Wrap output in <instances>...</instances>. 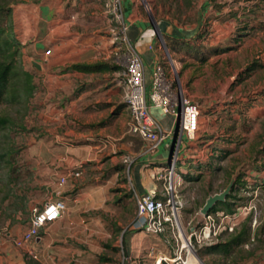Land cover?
I'll return each instance as SVG.
<instances>
[{"label": "rangeland", "instance_id": "obj_1", "mask_svg": "<svg viewBox=\"0 0 264 264\" xmlns=\"http://www.w3.org/2000/svg\"><path fill=\"white\" fill-rule=\"evenodd\" d=\"M0 1L6 3V6L12 10L15 34L21 43L18 62L20 61L23 70L32 74L35 86L34 94L26 106L0 105V114H8L15 122L7 145V148L13 150L15 172L10 175L9 168L0 172V229L2 228L1 230L5 232L13 225L27 227L25 220L31 217V210L41 208L49 200L50 188L53 187L49 188V183H59L58 177L49 175V170L54 168L53 155L59 153V147H61L57 144L55 137L57 134L67 132L65 128L70 127L66 119L68 114L61 110L58 114L53 113L52 105L48 103L50 98L47 92L52 84L42 82L44 74H51L46 73L48 68L45 67L46 62H43V71L40 65L39 69H34L32 66L39 52L35 49V44L41 40V35L36 39L33 37L36 34L35 28H41L40 5L42 2L51 5L55 11L51 17L55 19L47 27L52 30L57 27L62 29L57 34L54 33L46 38L47 42L44 45L46 51L47 49L51 51L54 44L60 42L61 34L63 37H69L76 32L78 35L73 37L76 38L75 40L96 43L97 50L88 51L91 54L95 53V57L98 58L109 57L108 60L122 73L124 51L116 34L117 26L113 17L106 13L107 0L69 1L66 3V11L63 12V16L68 14L67 21L63 23L61 22L65 20L56 8L59 4L58 0ZM139 1L142 2L154 23L156 20H164L177 27L194 28L198 26L200 16L203 15L200 0ZM210 5L211 11L202 20L199 31L202 39L199 41V48L200 52H203L201 57L205 63L203 72L208 76L207 83L212 76L213 91H219L221 93L219 96L223 97L224 104L221 102V106L232 107L239 114H244L249 103L264 107V102L258 99L264 97V0H211ZM102 11L104 15L99 16ZM216 13L222 14L220 19L215 18ZM215 21L218 24L221 23L219 24L221 26L226 23L228 25L230 21L235 22L237 25L234 26V32L243 25H248L251 30L249 34L241 37V41H237L238 36L234 33H227V36L218 44L211 45V40L218 41V33L215 34L214 28ZM223 30L228 32L229 28H223ZM214 34L215 37H213ZM228 47L232 50L225 54H211L212 49ZM253 63L258 66L245 75L244 71ZM259 111L258 116L241 115L238 125L234 124L231 129L224 131L215 157L208 158L201 164H191L189 161V168H185L180 162V159H184V164L188 161L187 155L183 154L180 155L176 164V171L182 174L177 194L183 203L180 213L183 227L188 222H191V227L203 223L200 210L208 197L223 192L232 181L235 182V179L239 177H241L242 188L239 192L231 193L234 197L233 202L237 208L252 205L255 209L235 230L237 233L243 225L247 224L251 229V240L235 249L234 254L226 258L217 255H201L203 249H200L197 255L203 264H248L256 258V254L264 250V191L254 194L252 193L254 184H247V179H253L249 172L264 171V110ZM130 137V139L141 141L134 135ZM70 145L74 144L70 143ZM119 155L123 156L122 153ZM184 176L196 178L185 179ZM118 182L122 185L126 184L123 175ZM120 192L121 201L117 205L118 210H110L105 214L99 212L95 215H101L102 222L92 226V242L73 243L74 249L93 255L92 264H103L106 259L112 263L126 257L124 248L121 253L120 246H124V243L119 237L123 231H128L127 225L135 216V205L126 190ZM119 219L121 225L115 221ZM6 226H8L7 229ZM233 234L224 235L222 241H228ZM138 236L146 242L147 246L141 249V256L136 259L140 262L137 264H151V259L148 258L150 246L170 254L169 248L161 237L143 233H139ZM116 241L118 250L112 247ZM99 249H103L100 260L96 255Z\"/></svg>", "mask_w": 264, "mask_h": 264}, {"label": "crops", "instance_id": "obj_2", "mask_svg": "<svg viewBox=\"0 0 264 264\" xmlns=\"http://www.w3.org/2000/svg\"><path fill=\"white\" fill-rule=\"evenodd\" d=\"M58 1L56 8L65 20L61 22L63 23L68 17V14L63 16L67 8L66 3L78 0ZM200 2L203 15L200 16L198 26L181 28L164 20H156L154 23L139 0H121L123 16L128 26V41L143 63L146 92L148 93L150 89L154 67L162 63L167 74L176 78L183 95L196 103L200 111L199 131L195 141L189 142L179 130L175 138L174 134L179 125L177 117L165 115L160 110L150 107L149 116L167 134L153 152L147 151L145 143L130 139L132 135L128 132L129 113L124 102L123 73L108 60L109 57L98 58L95 57V53L91 54L88 51L97 50L96 43L75 40L76 38L73 37L78 35L76 32L69 37H63L61 34L60 42L54 44L51 51L47 49L50 57L45 56L46 38L54 33L57 34L61 27L54 30L47 27L55 19L51 18L55 11L51 5L42 2L39 8L42 17L39 20L41 28H35L36 34L33 35L35 39L41 35V40L35 44V49L39 52L36 51L38 57L32 62V66L34 63L40 65L43 71V62H46L45 67H48L46 73L51 74L43 73L42 82L52 84L47 92L50 98L48 103L52 105L53 113L58 114L61 110L68 114L66 119L70 124L69 128H65L67 132L57 134L55 137L61 147L59 153L53 155L54 168L49 170L50 176L58 177L59 180L66 178V181L62 186L59 183H49V188L53 187L50 188V197L46 202L63 200L66 211L60 219L41 230L39 238L32 242V246L22 249L15 247L12 239H19L22 236L29 226L31 217L25 220L28 225L25 228L16 225L9 227L8 232L12 239H7L1 228L0 264H24V255L29 252L37 254L41 264H92L93 255L74 249L73 243L92 242V226L102 222L101 215H95L99 212L105 214L110 210H118L117 205L121 201L120 191L126 190L133 201L128 183L139 195H145L152 189L162 193L163 182L158 178L164 174L174 152L183 155L189 147L188 152L195 157L207 153L209 158L215 157L225 130L231 129L234 124L238 125L241 115L258 116L259 110H264V107L254 106L253 103L246 106L244 114L237 113L232 107H223L221 106L223 97L219 96L221 93L213 91L212 76L207 83L208 76L203 72L205 63L201 57L203 52H200L199 48V41L202 39L195 40L197 38L195 36L199 35L201 22L211 11V0H200ZM103 15L102 11L99 16ZM221 15L216 13L215 18L220 19ZM219 24L214 22L218 41L211 40V45L218 44L227 33H234L238 36L237 41H241V37L249 34L251 30L248 25H243L234 32L237 24L232 21L228 25ZM223 28H229V31L225 32ZM215 34L213 37L216 36ZM227 49L222 54L232 50L230 47ZM99 63L111 69L91 74L67 71L72 65ZM258 99L264 102V97ZM121 153L133 159L129 179L126 168L121 162L123 156H118ZM189 161L191 164L196 163L188 160L186 163L188 168ZM72 173H78L79 176L73 177ZM248 174L253 178L247 179L248 185L254 184L252 193L263 192L264 187L260 185L264 182V171L252 170ZM122 175L126 180L125 185L118 182ZM115 221L121 225L120 219ZM138 234L130 230L123 231L119 239L124 243L122 247L127 255L126 260L119 258L116 262L110 263L111 261L106 259L103 264L140 262L136 259L140 258L141 249L147 245ZM117 244L116 241L112 247L117 249ZM102 250L99 249V253L96 254L98 260L101 259ZM256 263L264 264V250L256 254V258L248 264Z\"/></svg>", "mask_w": 264, "mask_h": 264}, {"label": "built area", "instance_id": "obj_3", "mask_svg": "<svg viewBox=\"0 0 264 264\" xmlns=\"http://www.w3.org/2000/svg\"><path fill=\"white\" fill-rule=\"evenodd\" d=\"M105 8L106 13L113 17L117 26L116 34L124 51L122 55L123 85L124 102L129 113L128 132L145 143L148 152L155 151L167 134L149 116V108L153 107L165 115L177 117L180 133L189 142L195 141L199 131L198 105L183 95L176 78L167 74L162 63L154 67L150 89L148 93L146 92L143 63L128 41V26L123 16L121 0H107ZM49 54L48 50L45 51V56ZM168 61L170 62L169 58ZM188 150L189 147L184 153L187 155L186 160H193L197 164H201L210 157L208 154L195 157ZM179 158L180 155L174 152L164 174L158 178L163 182L162 193L152 189L145 195H139L128 183L135 205V216L132 223L128 225V230L161 237L170 250V254L166 255L155 246L150 247L148 258L151 259V264H203L197 251L223 242L222 237L233 234L246 216L255 210L254 206L250 205L238 207L232 214L222 211L210 212L207 216H202L203 223L199 226L191 227V222H188L183 227L180 221L183 203L177 194L182 177L181 172L176 171ZM183 160L180 159L182 166L188 168L186 164L188 161L184 164ZM121 162L126 168L127 179H129L133 159L124 155ZM71 176L78 177L79 174L72 173ZM65 181L66 178H61L59 185H64ZM65 211L66 205L63 200L47 202L41 208L31 210L29 226L19 239H12L7 230L3 234L7 239H12L15 247L22 249L38 239L41 230L60 219ZM121 249H123L122 245ZM27 255L39 262L37 254L29 252ZM126 258L127 255L124 260Z\"/></svg>", "mask_w": 264, "mask_h": 264}, {"label": "trees", "instance_id": "obj_4", "mask_svg": "<svg viewBox=\"0 0 264 264\" xmlns=\"http://www.w3.org/2000/svg\"><path fill=\"white\" fill-rule=\"evenodd\" d=\"M12 10L6 6V3L0 1V105L6 104L12 107L27 105L32 98L35 86L33 85V76L29 72L23 70L18 62L19 49L21 46L15 28L12 23ZM200 34L195 40H199ZM191 42V41H190ZM228 49H212L211 54L217 55L226 52ZM258 65L251 64L244 71L245 75L252 72ZM33 68L36 69L33 65ZM105 64L93 65H72L67 71L79 72L84 74L98 73L109 70ZM15 125L14 120L8 114H0V172L9 168L10 175L15 172L13 164L15 160L12 157L13 150L7 148L10 133ZM185 179H195L196 177H187ZM241 177L236 178L231 193H235L241 188ZM264 187V182L262 185ZM233 195L230 194L225 202L218 203L214 206L211 213L222 211L232 214L237 205L233 202ZM251 229L245 224L239 232L229 238L228 241L221 242L218 245L204 248L201 255L220 257H230L234 254L235 249L240 248L251 240ZM24 264H41L32 259L29 255H24Z\"/></svg>", "mask_w": 264, "mask_h": 264}, {"label": "water", "instance_id": "obj_5", "mask_svg": "<svg viewBox=\"0 0 264 264\" xmlns=\"http://www.w3.org/2000/svg\"><path fill=\"white\" fill-rule=\"evenodd\" d=\"M33 65L36 69H39V66L37 64L34 63ZM178 130H179V128L177 127L175 134H174L175 138H176V135L178 133ZM233 185H234V181H232L223 192H221L219 194H215L213 196H209L208 199L206 200L204 206L201 208L200 214L202 216H207L212 211V209L214 208L215 205H217L218 203L225 202L226 199L228 198V196L231 194V190L233 188Z\"/></svg>", "mask_w": 264, "mask_h": 264}]
</instances>
